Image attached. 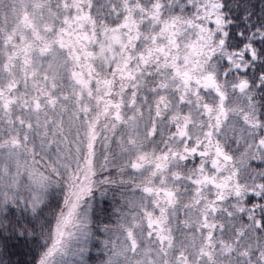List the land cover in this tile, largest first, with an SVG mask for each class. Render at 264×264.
Returning <instances> with one entry per match:
<instances>
[{
	"label": "snow or ice",
	"instance_id": "snow-or-ice-1",
	"mask_svg": "<svg viewBox=\"0 0 264 264\" xmlns=\"http://www.w3.org/2000/svg\"><path fill=\"white\" fill-rule=\"evenodd\" d=\"M0 264H264V0H0Z\"/></svg>",
	"mask_w": 264,
	"mask_h": 264
}]
</instances>
